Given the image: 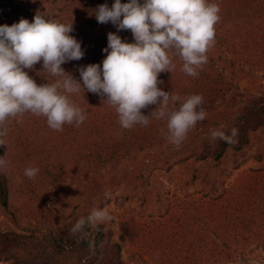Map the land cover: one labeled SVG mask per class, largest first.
Instances as JSON below:
<instances>
[{"label":"rangeland","instance_id":"374dc122","mask_svg":"<svg viewBox=\"0 0 264 264\" xmlns=\"http://www.w3.org/2000/svg\"><path fill=\"white\" fill-rule=\"evenodd\" d=\"M61 5L62 0H17L16 10L8 18L5 15L0 17V26H11L21 18L31 23L37 14L58 22L54 14L61 11ZM91 13H74L72 21L65 19L62 23H73L80 37L100 31L117 34L111 23H90L88 16ZM117 35L123 42H133L132 35ZM249 48H244L238 40L230 41L229 50L225 52H214V48H210L206 53L208 62L195 78L181 71L183 62L179 57L172 58L176 67L171 71L174 84L170 85L168 93L180 96L182 101L191 95H201L200 87L212 81L217 89L221 83V90L227 89L228 95L221 103L217 123L211 122L206 126L197 122L179 147L171 144L162 134L167 133L166 119L152 117L149 124L153 123L155 131H158L154 145L136 152L143 141L136 135L133 141L124 143L109 154L105 147L112 143L111 137L129 130L119 125L115 111L101 110L114 125L103 122L104 137L101 143L95 145L100 150L91 151L92 155L79 175L71 169L75 160L73 154L77 150L65 144L72 135L79 140L80 128L93 121L88 120L90 115L79 127L64 125L60 134H49V131L40 129L36 124L37 118L30 113H25L20 122L19 118H8L3 125L6 135L0 137L8 146L7 150L4 145L1 146L3 155H0V158H7V166L0 167V183L6 185L7 198L6 206L0 205V233L5 234L11 246L21 243L17 235L27 236V241L34 246H49L51 240L48 236L53 239L69 233L83 218L84 223L76 226L73 233L75 253L66 255V259H140L138 264H151L148 259L158 257L154 253L147 255L148 251L142 250L145 244L142 235L154 228L164 227L175 235L165 238L167 259H231L221 264H264V234L258 240L261 232L255 234L256 226L264 230V125L249 132L241 150L228 148L219 158H215L219 153L217 140L211 138L212 130H228L225 120L230 119L223 117L233 115L236 109L258 99L264 91V63L258 64L261 58L264 59V52L257 51L251 55ZM217 55L225 56V62L218 61L214 57ZM86 58L84 52L83 59ZM87 65H90L88 61L82 66ZM42 75L46 78L44 83L58 79ZM218 96L221 95L210 94L209 97ZM207 99L206 95L205 103L208 104ZM217 100L220 103V99ZM205 106L202 104L204 110ZM156 107L148 106L142 113L149 116ZM20 124L40 131L33 134V146L38 145V149L34 147L33 167L39 169L34 179L22 173L21 157L17 156L13 147L12 135ZM106 193L109 194L107 198ZM190 208L206 219L211 218L212 222L205 230L223 227L233 217L244 222V217L250 216L245 220L252 222V226L248 227L249 238L238 237L235 245L232 238H227L226 230L222 229L219 236H224L230 246L227 252L213 235L210 236L216 239V244L208 246L201 240L200 246H196L193 238H208V235L201 231L195 236L193 221L183 220ZM97 209L106 211L112 219L95 225L88 222L89 215ZM98 227H101L100 231ZM177 231L181 234H175ZM87 238L101 240L97 244L98 250L101 249L100 256L98 250L95 252L97 246L85 242ZM131 241L134 243L131 244ZM137 242L143 244L138 245ZM86 247L90 251L85 250ZM0 264L9 262L1 261Z\"/></svg>","mask_w":264,"mask_h":264},{"label":"clouds","instance_id":"9594fccd","mask_svg":"<svg viewBox=\"0 0 264 264\" xmlns=\"http://www.w3.org/2000/svg\"><path fill=\"white\" fill-rule=\"evenodd\" d=\"M219 12V5L208 0H114L111 7L99 5L94 15L97 23H111L117 32L130 30L133 42L108 33L107 47L102 49L105 58L101 64L79 67V81L61 67L84 56L81 43L70 35L73 23L53 22L37 14L31 23L21 18L11 26H0V137L6 135L3 125L8 118L20 122L25 113L44 117L54 131H62L64 125L79 127L87 113L70 96L86 90L114 108L123 129L147 126L152 117L166 119L167 133L162 134L179 147L188 131L206 118L203 97L191 95L181 101L158 87V76L175 70L174 56L183 62L182 72L198 76L208 62L206 53L215 45ZM38 63L42 69L38 73L58 79L37 85L28 71ZM151 105L157 107L144 115L142 110ZM238 134L236 128L230 134L212 130L211 138L233 144ZM6 166L5 158H0V167ZM38 172L28 167L24 175L34 179ZM111 219L102 209L87 218L93 225ZM83 223L82 218L78 226Z\"/></svg>","mask_w":264,"mask_h":264},{"label":"trees","instance_id":"16d2710c","mask_svg":"<svg viewBox=\"0 0 264 264\" xmlns=\"http://www.w3.org/2000/svg\"><path fill=\"white\" fill-rule=\"evenodd\" d=\"M113 2L114 0H62L61 11L54 14V18L58 22L62 23L63 20L66 21L65 19H70L72 21V14L74 13L86 14L92 11V13L88 16V19L92 24L97 23L94 16L97 6L106 3L109 7H111ZM127 2L128 0H121V3ZM208 3H215L220 7V12L218 13L220 20L214 26L216 33L215 45L213 46L214 52L228 51L229 42H235V40H238L244 48L250 46L248 51L251 52V55L257 51L261 53L264 52V0H208ZM16 8L17 0H0V17L5 15L8 18L16 10ZM111 26L117 34H121L123 36L132 35L130 30L117 32L116 28L113 25ZM70 35L74 36L75 39L81 43V48L86 53L87 58L83 59L82 57L79 61H70L63 64L62 67L79 80V72L77 71L79 67L85 65L87 61L89 64H101L102 60L105 58L106 54L102 52V49L107 47V33L104 31L89 32L85 35V37H80L75 30H73ZM214 57L222 63L225 62V56L217 55ZM263 63L264 59L261 58L258 64ZM40 71H42V69L39 63L36 64L31 71H28V75L35 80L37 85L44 84L46 80L42 73H38ZM219 75L222 76V73L219 72ZM158 80L161 81V83L158 84V87L165 92H167L170 85L174 84V82H172L174 80L171 77V72L160 73ZM216 81L218 80L216 79ZM221 85L222 84L219 83L217 89L215 82L212 83V81H210L209 85L200 87L202 90L201 96L203 97V104H206L205 111L207 113V117L203 121L199 122L200 124L204 123L206 126H209L211 122L215 124L217 123V120L220 117L219 110H221V103L228 98L227 89L221 90ZM176 88L177 86L174 90ZM205 94L208 97V104L205 103ZM210 94L221 96L209 97ZM70 99L80 105L83 110L86 111L87 115H90L88 117L89 121L93 120L80 128L79 140H75L70 131V136H72L68 144H65L66 147L68 146L77 150L76 154H73L75 156V160L71 169H74L80 175L84 171V167L92 155L91 151L100 150L95 147V145L101 143L102 138L104 137V133L102 132L105 127V123L114 125V122L106 118V116L102 114L101 110H115L106 103H103V99L101 97L89 92H85L83 95H81V93L71 95ZM217 99H220V103ZM210 110H212V112ZM35 117L37 118L36 124L40 126V129L49 131V134L61 133V131H54L50 129L47 126L46 119L44 117ZM223 118L230 119L227 121L225 120L228 124V130L223 132L230 134L231 129L236 128L239 130V134L235 137L236 142L233 144H228L217 139L219 153L215 156V158H219L223 155L228 148L234 151L241 150L243 144L247 141L249 132L256 129L257 126L264 125V91L258 99L249 101L240 109H236V112L233 115L225 116ZM153 125V123L148 124L147 126L137 125L125 133L115 134L113 136L109 133V137L112 136V143L105 147L106 151L109 154H112L124 143H130L133 141L136 135L143 138V141L137 147L136 152L149 148V146L154 145L158 138V131H155ZM16 130V133L12 135V142L13 147L17 151V156L21 157V170L22 173H24L26 168L33 167L34 162L32 160L34 157V147L38 149V145L33 146V134H38L40 131L37 129V131H34V128L29 129L28 126L21 124L20 126H16ZM74 143L75 145H73ZM4 146L7 150L8 146L6 143ZM0 155H3V147L1 146ZM5 160L7 161V158ZM22 173L18 175H21ZM5 187L6 185L4 183H0V205L2 207H5L7 204ZM75 217L77 218V216ZM259 217L260 214L257 215V218ZM249 218L250 216L244 217V219L242 218L244 222H241L233 217L232 221L223 227L216 229L217 226H215L214 228L205 230L206 227H209L211 224V218L206 219L205 217L199 215V213H197L193 208H190V211L185 215L183 220L191 219L193 221L195 236L199 235L201 231L205 235H208V238H203L201 236L200 237L203 239L198 237L193 238L196 246H200L201 240L206 242L208 246H212L213 244H216L215 238H217L220 240V244L222 243L227 252L230 246L225 242L224 236H219L220 230H226V233H228L227 238H232L236 245V238H249L248 227L252 226V222L250 220L245 221ZM178 225L177 221L176 227H178ZM76 226H73L69 233L58 236L57 238L52 239L48 236V240H51V245L40 247L32 245L29 240L27 241V236L22 235H17V237L19 236L21 243L11 246V243H8L6 239L5 234L0 233V262L8 261L9 264H129V262H135L138 264L141 262L140 259H66V255L75 253L73 233L75 232ZM98 228L100 231L101 227ZM258 233L260 234L258 235L257 240L264 234V230L262 231L261 226H256L255 234ZM175 234H181V232L177 231ZM210 235H213L215 238H212ZM146 236L148 237L146 238ZM168 236L174 237L175 235L169 233V230L164 227H157L142 235L145 244L137 242L138 245L143 244L142 250L148 251L147 255H152L154 253L158 257V259H148L151 264H221L225 261L231 260L167 259L169 255L167 254L165 238ZM44 241L46 242L47 239ZM100 241V239H94V241H92L87 238L85 242L97 246ZM133 243L134 242L131 241V244ZM98 246L96 247L95 252L98 250ZM85 250L90 251L88 247H86ZM213 252L214 249L212 248V253ZM98 253L100 256L101 249L98 250ZM220 253L222 252H219V254Z\"/></svg>","mask_w":264,"mask_h":264}]
</instances>
